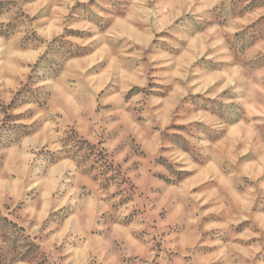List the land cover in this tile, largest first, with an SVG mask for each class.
Segmentation results:
<instances>
[{
  "label": "rangeland",
  "instance_id": "374dc122",
  "mask_svg": "<svg viewBox=\"0 0 264 264\" xmlns=\"http://www.w3.org/2000/svg\"><path fill=\"white\" fill-rule=\"evenodd\" d=\"M0 264H264V0H0Z\"/></svg>",
  "mask_w": 264,
  "mask_h": 264
}]
</instances>
